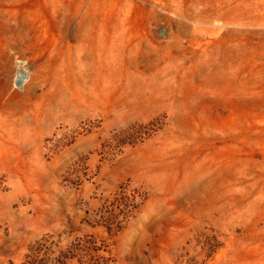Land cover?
Masks as SVG:
<instances>
[{
  "label": "rangeland",
  "instance_id": "1",
  "mask_svg": "<svg viewBox=\"0 0 264 264\" xmlns=\"http://www.w3.org/2000/svg\"><path fill=\"white\" fill-rule=\"evenodd\" d=\"M39 243L264 264V0H0V264Z\"/></svg>",
  "mask_w": 264,
  "mask_h": 264
},
{
  "label": "trees",
  "instance_id": "2",
  "mask_svg": "<svg viewBox=\"0 0 264 264\" xmlns=\"http://www.w3.org/2000/svg\"><path fill=\"white\" fill-rule=\"evenodd\" d=\"M108 230H109V228H108ZM44 243H39L35 247L30 249L29 255L26 256L25 262L23 264H43L42 262L39 261L38 258L41 254H43L46 251ZM81 248H83V247L78 244V245H75L73 248L67 249L65 251V253L60 251L59 256H57L56 258L53 259L54 263L55 264H64L66 261L73 260L75 257H73L72 254L79 251ZM80 264H85V263L80 262Z\"/></svg>",
  "mask_w": 264,
  "mask_h": 264
}]
</instances>
